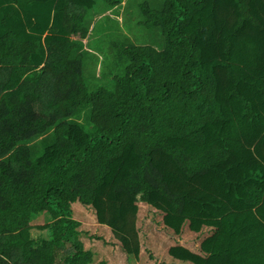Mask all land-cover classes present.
<instances>
[{"label":"trees","instance_id":"1","mask_svg":"<svg viewBox=\"0 0 264 264\" xmlns=\"http://www.w3.org/2000/svg\"><path fill=\"white\" fill-rule=\"evenodd\" d=\"M121 3L0 0V264H95L74 204L138 258L140 203L172 264H264V0Z\"/></svg>","mask_w":264,"mask_h":264},{"label":"rangeland","instance_id":"2","mask_svg":"<svg viewBox=\"0 0 264 264\" xmlns=\"http://www.w3.org/2000/svg\"><path fill=\"white\" fill-rule=\"evenodd\" d=\"M142 1L123 0V3L120 5L108 7L106 10H102V12L100 8H104V6L99 5L93 9V12L96 15L98 14L97 19L103 17L116 18L113 24L114 27H117L121 33H130V38L136 39L138 37L137 31L130 28V23L132 24L135 17H138L139 6L137 4H140ZM117 7H121L118 13ZM95 39L96 34L91 30L89 36L84 41L91 45L87 46L91 52L99 54L98 49L95 48V44L93 43ZM72 213L73 219L79 223L78 230L81 231L80 238L84 248L91 250L95 254L93 259L95 264L102 260H106L108 264H172L169 259L167 261L164 260L165 249L162 250L160 248V246L165 244L161 240L168 239V237L160 231H157V225L152 220L151 208L148 205L143 203L139 204L137 225H139L143 235L146 233L148 235L144 238L145 242L140 249L138 258L133 255L129 256V258H126L122 254L120 255V245L113 238L110 229L105 225H99L89 209L80 204H74L72 206Z\"/></svg>","mask_w":264,"mask_h":264}]
</instances>
